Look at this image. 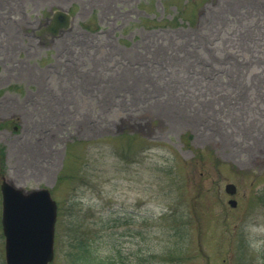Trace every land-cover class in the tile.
Returning <instances> with one entry per match:
<instances>
[{
  "label": "rangeland",
  "instance_id": "rangeland-1",
  "mask_svg": "<svg viewBox=\"0 0 264 264\" xmlns=\"http://www.w3.org/2000/svg\"><path fill=\"white\" fill-rule=\"evenodd\" d=\"M0 144L50 264H264V0H0Z\"/></svg>",
  "mask_w": 264,
  "mask_h": 264
},
{
  "label": "water",
  "instance_id": "water-1",
  "mask_svg": "<svg viewBox=\"0 0 264 264\" xmlns=\"http://www.w3.org/2000/svg\"><path fill=\"white\" fill-rule=\"evenodd\" d=\"M72 16L68 11L56 10L48 28L54 35L70 27ZM229 194L236 186L228 183ZM2 195V230L5 237L6 264H50L54 258L57 203L48 188L26 191L5 178L0 186ZM236 206L235 199L229 200Z\"/></svg>",
  "mask_w": 264,
  "mask_h": 264
},
{
  "label": "trees",
  "instance_id": "trees-1",
  "mask_svg": "<svg viewBox=\"0 0 264 264\" xmlns=\"http://www.w3.org/2000/svg\"><path fill=\"white\" fill-rule=\"evenodd\" d=\"M191 137V136H190ZM0 156L2 165L5 163V148L0 144ZM259 200L264 204V195L259 197ZM79 258L82 259L81 261L83 264H89L86 263V260L90 261L91 264H121L120 262L113 260V259H107L103 257H98L94 251L90 247H84L81 249L79 253ZM243 264V263H240Z\"/></svg>",
  "mask_w": 264,
  "mask_h": 264
}]
</instances>
